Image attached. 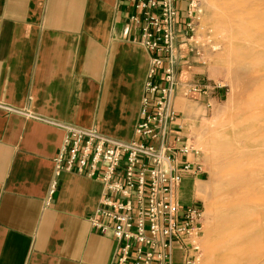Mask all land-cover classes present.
Wrapping results in <instances>:
<instances>
[{"label": "crops", "instance_id": "1", "mask_svg": "<svg viewBox=\"0 0 264 264\" xmlns=\"http://www.w3.org/2000/svg\"><path fill=\"white\" fill-rule=\"evenodd\" d=\"M189 1L178 3L180 24ZM132 14L127 0H0V105L17 111L0 108V264H115L117 242L90 222L100 182L63 174L47 200L65 139L57 124L136 138L150 54ZM177 47L175 127L191 141L223 90L208 56L189 53L183 30ZM202 178L184 181L183 206L203 203Z\"/></svg>", "mask_w": 264, "mask_h": 264}, {"label": "built area", "instance_id": "2", "mask_svg": "<svg viewBox=\"0 0 264 264\" xmlns=\"http://www.w3.org/2000/svg\"><path fill=\"white\" fill-rule=\"evenodd\" d=\"M130 22L150 54L140 119L129 142L105 136L96 129L57 124L65 132L55 158V172L47 204L53 200L63 174L100 182L99 206L90 218L93 228L114 239L119 251L115 264H201L204 207L183 206L179 191L189 177L201 176L200 152L175 127L174 99L181 62L178 39L183 30L189 53L202 57L196 38L203 13L201 0H190L179 23L180 0H127ZM181 27V28H180ZM7 113H17L0 105ZM173 143L181 144V147Z\"/></svg>", "mask_w": 264, "mask_h": 264}, {"label": "rangeland", "instance_id": "3", "mask_svg": "<svg viewBox=\"0 0 264 264\" xmlns=\"http://www.w3.org/2000/svg\"><path fill=\"white\" fill-rule=\"evenodd\" d=\"M252 3L255 6L257 3L264 5V0H201L203 13L197 23L196 38L200 43L201 56H208L212 78L223 90L222 100L195 129L190 141L191 147L200 152L199 161L204 171L203 182L200 183V195L203 200L200 206L204 207L205 211L201 264H264V236L259 238L261 230L252 229L257 225L256 220H259V225L263 222L264 231V218L261 219L264 214V160L261 161L250 154L245 138H234L231 133L221 138L225 125L230 118L233 117L234 120L239 116L243 104L248 103L259 90L264 94V68L261 64L252 62L249 58L251 56L247 55L239 42L229 37L231 33L234 34L233 38L236 34L242 36L240 28L249 30L244 26V22H241L239 15L240 11L243 12V5L246 9L255 7ZM243 18H248V15L245 14ZM261 26L264 27V19ZM238 51L240 56H246L238 58L235 54ZM257 66L258 68H255ZM223 146L232 153L231 169L239 171L241 179L254 177L253 180L242 182L234 180L229 191L221 175V168L225 165L221 159ZM188 193L190 185L185 182L182 194ZM223 218L229 221L224 230L221 229ZM256 237L261 240L257 242ZM224 241L231 246L229 251L233 254L229 253L228 257L233 260L219 253L209 254L211 248L217 243L224 244ZM254 246L258 249H253ZM240 251L242 255L239 254ZM177 260L179 257L176 258V263Z\"/></svg>", "mask_w": 264, "mask_h": 264}, {"label": "bare ground", "instance_id": "4", "mask_svg": "<svg viewBox=\"0 0 264 264\" xmlns=\"http://www.w3.org/2000/svg\"><path fill=\"white\" fill-rule=\"evenodd\" d=\"M252 4L254 5V3H252ZM229 5H230V3H229ZM243 6L241 7V8H243V12L240 11L241 15H239V17H240L241 22H244V26L246 28H248L249 30L240 28V32L243 33L242 36L241 35L238 36V34L235 33L236 36H235V38H233L234 34L231 33L232 35H230L229 37H230V39L236 40L239 42L241 47L246 50L247 55L251 56L249 58L252 62L255 61L254 63L261 64V67L264 68V27L262 28V26H261V21L264 19V5H261V4L258 5V3L256 4V6L254 5L255 7H252L251 5H249L250 7H252V8L249 7L250 9H246ZM230 8L231 7H229L228 9L231 10ZM245 14L248 15V18H243V17H245ZM233 16H231V17H233ZM224 21H225V19H224ZM229 22H232V21H229ZM233 29H231L230 31L233 32ZM228 33H230V32L228 31ZM226 34H225V36H226ZM235 54L238 58L246 56V54H243L242 56H240L239 51L237 53L235 52ZM252 62H250V64ZM255 68H258V66ZM227 133H231L234 138H245L246 145H247L246 147H248L250 149V154L254 155L255 157L260 158L261 161L264 160V94L262 92H260V90H259V92H256L255 96L252 97V99L249 100L248 103L243 104V106L240 109L239 116L236 119L233 120V117L229 119L228 123L225 125V131L222 132V134H221V138L224 137ZM231 151H233V149ZM231 154H230V151L228 150V148L226 146H223L221 148V159L225 163V165H223V167L221 168V175H222V180L226 184L228 191H229L230 187H233V181L234 180H235V182L238 180H241V182H242V180H253L254 179V177L249 178V179H245V178L241 179L240 172L239 171H233L231 169V166H230V162H231V158H232ZM262 204H264V203H262ZM259 216H258V218H259ZM261 217H262L261 219H263L264 214L261 215ZM256 221H257V225H254L252 227V229L256 230V231L259 229L261 230V231H259V232H261V234L258 235V237L260 238V237L264 236V231H262L263 222L261 225H259L260 221L259 220H256ZM228 223H229V221H227V218H225V219L223 218V223H221V229L224 230L225 226ZM251 240H253V238ZM255 240L258 242L261 239L258 240V238H257ZM224 242H225L224 244L217 243L213 248H211V246H213V244H214L213 243L210 246L211 249L209 250V254L214 255V254L219 253V254L226 256L228 259L233 260V258L228 257V254L231 252V251H229L231 246H229L227 244L228 242H226V241H224ZM253 249H258V248H257V246H254ZM230 254H233V252ZM239 254L242 255L241 251ZM210 259H209V261H210ZM241 264H243V263L241 262Z\"/></svg>", "mask_w": 264, "mask_h": 264}]
</instances>
